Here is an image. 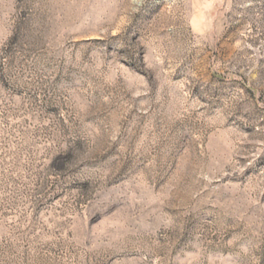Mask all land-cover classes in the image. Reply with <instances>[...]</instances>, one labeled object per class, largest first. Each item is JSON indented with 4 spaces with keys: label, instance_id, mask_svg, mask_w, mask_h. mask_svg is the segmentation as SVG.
I'll return each mask as SVG.
<instances>
[{
    "label": "rangeland",
    "instance_id": "obj_1",
    "mask_svg": "<svg viewBox=\"0 0 264 264\" xmlns=\"http://www.w3.org/2000/svg\"><path fill=\"white\" fill-rule=\"evenodd\" d=\"M0 264H264V0H0Z\"/></svg>",
    "mask_w": 264,
    "mask_h": 264
}]
</instances>
